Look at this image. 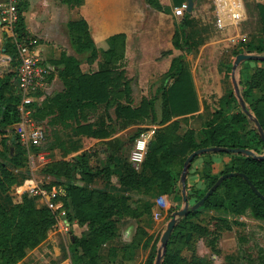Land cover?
Listing matches in <instances>:
<instances>
[{
	"label": "trees",
	"instance_id": "obj_1",
	"mask_svg": "<svg viewBox=\"0 0 264 264\" xmlns=\"http://www.w3.org/2000/svg\"><path fill=\"white\" fill-rule=\"evenodd\" d=\"M186 0H173L175 7L181 6ZM73 9L82 5L83 0H61ZM160 12L167 13L159 0H146ZM19 19L15 31L19 40H26L29 36L26 31L24 11L26 5L19 3ZM264 35V4L257 5ZM176 30L173 37V47L185 54H194L199 49V43L194 40L191 31L189 16ZM70 43L78 56H84L88 64H93L99 57V52L92 39L88 23L83 18L72 20L67 24ZM124 35H116L109 39L110 49L104 53L107 62H103L99 71L83 73L81 63L77 57L62 54L60 60L54 64L59 67V78L65 85V90L49 97L41 106L35 105V119L43 120L50 115H56L61 122L77 121V134L89 138H108L111 132L105 131L95 122L80 123L81 112L95 110L105 105V112L115 107L116 121L122 129L133 125H140L151 119L159 126L151 142L144 163L138 169L124 155L126 144L115 139L108 143V158L103 167L94 169L90 164V157L84 153L78 154L71 160H61L46 165L41 173L56 177L57 181L44 187L55 194L51 203L63 204L67 221L77 222L85 231L81 236L72 234L68 250L63 249L62 259L71 257L73 264H102L101 253L105 245L118 235V223L125 218L139 219L150 213L149 207L140 201H131L130 198L97 192L74 184L75 181L92 183L100 176H108L110 172L118 173L120 188L128 192H140L150 196L154 189L159 190L165 201L172 199L178 192H182L181 174L184 163L189 155L199 149L225 147L246 148L255 152L256 156L264 155V141L256 126L251 123L244 113H235L231 110L239 105L234 88L221 99V105L228 106L215 111L213 117L200 124L198 129L189 127V120L202 119L193 115L199 110V102L193 83L192 75L185 61V56L174 58L166 75V80L172 81L159 89L161 92L160 120L156 113V99L144 100L139 107H133L132 88L126 71L111 66L112 58H124ZM10 57V66L13 68L8 74L0 77V135L2 136L0 157V264H18L25 259L29 250L43 244L50 230L58 222V212L52 209L37 208L36 197L25 193L22 202L18 204L3 203L1 193L8 191L17 183L14 173L7 167L11 163L16 168L26 167L24 156L26 149L18 139L12 142V130L20 120L18 107L21 102L17 85V48L10 39H6V52ZM165 52L162 56H167ZM240 54H253L264 57V40L253 38L249 42H241L233 51L236 58ZM261 64V65H258ZM245 70L237 71L239 87L249 111L256 117L264 130V109L254 106L257 90L264 96V60L243 62ZM232 65L224 66L225 77L231 78ZM253 69V73L251 72ZM180 117V118H179ZM174 118H178L173 120ZM249 129V126L251 127ZM103 125V124H100ZM143 129L137 127L132 131L128 143L134 146L142 135ZM14 153H11V147ZM65 156L70 152H77L78 148H65ZM9 154V156H7ZM215 155L229 156L230 164L219 175L213 174L212 159ZM206 158L203 170V184L186 186L187 197L191 205L199 202L215 185L218 179L227 173H239L248 177L257 191L264 196V159L255 156H246L235 153L209 152L195 158ZM192 163V164H193ZM191 169V167H190ZM63 180H66L64 182ZM203 210H213L225 216L219 217L224 231H232L233 225L243 226L244 223L235 220L232 223L228 216L252 218L264 221V200L252 189L244 177L235 176L222 182L217 191L204 205L191 212L181 222L191 221L198 217ZM192 224L191 226H193ZM193 228L201 234L204 230L195 224ZM177 230V228L175 229ZM174 233V232H173ZM162 264H213L205 257L194 255L192 261L185 262L181 251L170 249ZM247 239L240 238L241 259H229L227 264H264V249L256 244L246 245ZM156 246V245H155ZM152 249L148 264H155L158 249ZM110 255L116 257V249H109ZM118 264V263H117ZM123 264V263H119Z\"/></svg>",
	"mask_w": 264,
	"mask_h": 264
},
{
	"label": "crops",
	"instance_id": "obj_2",
	"mask_svg": "<svg viewBox=\"0 0 264 264\" xmlns=\"http://www.w3.org/2000/svg\"><path fill=\"white\" fill-rule=\"evenodd\" d=\"M5 1L6 0H0V3H3ZM128 1L129 0H83L82 5L75 9L67 4H63L61 0H19V3H24L26 5V9L24 11L26 31L28 36H32L38 39L36 52L41 62L56 66L54 63L60 60L62 54H67L68 56H74L82 60L80 67L83 73H92L99 71L100 66H102L103 62L105 63L108 61L107 58H104V53L110 49L109 39L113 36L124 35L125 37L124 58L122 62L123 65H120V67L122 66L123 70H129L130 67L134 65L133 61L135 63H138L137 67H144L141 63H139L137 57H134L135 55L139 56L141 53H144L146 55L149 54L148 52H153L154 55L157 54L159 50H162V46L167 45L168 37L170 38L171 43L176 30L172 33V35L168 33L169 31L172 32V28L167 18L159 15L158 12L153 13L146 10L147 5L144 3V0H140L141 5H135L131 9L127 7L126 3ZM160 17H162L163 19ZM78 18H83L88 23L92 39L99 52V57L93 64H88L84 56H78L70 43L67 24L70 21L76 20ZM153 18L158 25L159 20L161 19L162 24L159 26L156 25V27L152 28L148 27L150 25H146V23L148 22L147 24H151ZM6 39L7 35L0 25V62L5 60L10 61V57L5 53ZM148 39L153 41L152 49H150L149 51H147V48H145L144 46L146 40ZM173 49L176 50L174 47ZM165 52H170L172 54V50L164 51L163 53ZM191 55L193 54L188 55L183 53L179 56H185V61L188 65L186 58L191 57ZM179 56L177 55L174 58H177ZM173 59L170 61L169 68L164 74V78L166 77L171 67ZM118 62L119 60L114 59L113 57L112 63L110 65L114 66V64ZM86 68H91V71H86ZM188 68L193 78V83L199 102L198 112L193 115H189L188 117L195 116V118H197L199 115L202 116L204 107L199 99L192 70L190 69V67ZM59 71L60 70L58 67V70L56 72H53V74L51 75L52 79H50V88L52 96L65 90V85L59 78ZM129 80L132 88L133 102V81L130 78ZM164 81L165 79H163V83ZM163 83L157 89L155 95L148 98V100L155 98L156 102L157 100L162 101V95L159 89L162 87ZM168 83L171 85L172 81L169 82V80H166L165 85ZM105 111V105H100L93 111L87 110L83 112V114L81 112H79V114L81 120L80 123L85 124V121H88V123H94L95 121V123L98 126H101L102 129L111 132V136L108 138L96 139L89 138L84 135H78L76 131V120L61 122L59 119H57L56 115H50L43 119V121L47 123V136L52 128L54 130H58V133L56 134L57 136L55 138L57 144L54 146V149L58 151L63 150L64 156L62 155L61 157V154L55 155V157L60 156L55 159L56 162L61 160H71L73 157L81 153L89 155V153H91L92 151L88 146L85 145L84 140L91 139L94 141L93 144L97 148L96 151L101 162V164L99 165L100 167L95 168L98 169L103 167L104 162L109 156L107 145L110 141L119 139L123 141L127 146L128 142L125 140L128 137V133L132 130H135L137 127L150 129L153 126H156L159 128L157 124L151 122L143 123L140 125H133L126 129L118 131L116 130L115 124H113V121H116L115 107L111 108L108 112ZM161 112H159L156 107V113L159 120L162 114ZM93 115L94 118H91L93 117ZM176 119L178 118H174L173 120ZM191 122L192 118L189 120L190 124ZM190 127H192V125ZM123 136H125L126 138H123ZM1 141L2 136L0 135V149ZM71 147L78 148V151H72L67 156H65L64 149H69ZM212 159L214 161V164L212 166L213 174H218L229 162V159L227 157L221 155H215L212 157ZM7 167L14 173L15 177L17 178V183L8 190L10 193L8 201L11 204H18L22 202L23 193L21 186L25 180L29 179L28 177L30 175L32 177L35 176L41 182L43 180H49L50 182L57 181L56 177L52 175L42 174V176H38L37 167L33 168L32 166H26L24 168H16L11 163H7ZM137 168L139 169L140 166H137ZM63 181L66 182V180ZM74 184L86 187L97 192L125 196L130 198L131 201H140L145 203L149 207L150 213L143 215L139 219L125 218L120 220L122 224H125L122 226L121 237H116L115 239L110 241L109 244L104 246L101 253L102 264H148L151 251L156 245L159 235L160 219L157 220L155 218V215L159 213L157 210L160 209L162 203L165 202V200L161 198L159 190L154 189L150 196H145L140 192L123 191L120 188L118 173L114 172H110V175L108 176H100L96 178L92 183H84L78 181V183L74 182ZM49 199L37 198V208L41 209L47 207ZM60 211L64 212L62 208ZM208 211L218 213L213 210ZM219 217L223 216L219 215ZM59 225L60 227L57 224L58 229L55 225V227L50 230L47 240L39 247L33 250H29L25 259L18 264H50L51 260H55L56 264H73L70 255L60 261L63 249L66 248V250H68L69 245L68 247H64L62 242H59L56 237L53 236L54 229H57L61 234H65L66 227H78L80 232L76 233V235L81 236V234L85 231V228L81 227L77 222H73L70 224L67 219L62 221ZM226 233H228V231H226ZM124 246L129 248V254H126L123 251L122 248H125ZM110 248L116 249V257L110 255ZM49 252H52L51 255H53V257H50V255H48Z\"/></svg>",
	"mask_w": 264,
	"mask_h": 264
},
{
	"label": "rangeland",
	"instance_id": "obj_3",
	"mask_svg": "<svg viewBox=\"0 0 264 264\" xmlns=\"http://www.w3.org/2000/svg\"><path fill=\"white\" fill-rule=\"evenodd\" d=\"M159 1L167 13L160 12L154 6L147 4L146 0H144V3L147 5L146 10L153 13L158 12L159 15L168 19L172 28V32H168L170 35H172L175 30L179 29L182 26V23L187 19L186 17L189 16L188 19L191 22L189 25L191 31L194 33V40L199 43L198 52L191 55V57L186 58L188 62L187 66L190 67L194 76L200 102L204 107V112L201 116L202 119H192L191 124L188 123L189 127L192 125V127L198 129L200 124L213 117L216 110L221 108H224L227 111L229 110L228 106H223L220 102L222 97L226 96L229 91L234 88L232 79L225 77L224 66L233 64L235 60L233 51L241 42H249L253 38H262L264 40V35L262 34L263 28L257 8L258 4H264V0H186L185 3L187 2L191 4V11H187L182 17L176 16V7L173 4V0ZM126 4L127 7L131 9L135 5H141V1L129 0ZM171 22L173 26L171 25ZM147 23L146 25H150L148 27L152 28L156 27V25H161L162 20H159V25L154 18L151 21V24ZM172 41L173 38L170 43V38L168 37L167 45L162 46V50H159L155 55L153 52H148L149 54L146 55L144 53H141L139 56L135 55L134 57H137L139 63L144 67H137L138 63L133 61L134 65L131 66L129 70H125L127 72V77L133 81L134 107L140 106L144 100H148V98L155 95L157 89L163 83V79H166V77L164 78V74L169 68L170 61L175 56L183 54L182 52L173 49ZM144 46L147 48L146 50L149 51L152 49L153 41L150 39L146 40ZM168 50H172V54L161 56L164 51ZM122 62L123 59H120V61L115 64L116 67L122 69V66L120 67V65H123ZM12 69L9 60L0 62V77L8 74ZM241 69L243 71L245 70L244 65L242 64L239 67V70ZM253 69L254 68H251L252 73ZM86 71H91V68H86ZM237 74L236 78H238ZM237 81H239V79H237ZM254 93L256 97L255 102L253 103L255 108L264 109V96L257 90H254ZM161 105V101L157 100L156 107L159 112H161ZM231 111L235 113H243L240 105H235L234 109ZM91 118H94V115ZM145 123H151V119L146 120ZM113 124H115L116 130H123L117 121H113ZM252 127L254 126H249V129ZM132 131L128 133V137L125 141L128 142ZM57 133L58 130L52 128L50 133H48L47 140L41 147L33 148L30 151L26 150L27 154L24 156L26 166H32L33 168L37 167L38 176H42L41 169L43 167L56 162L55 159L60 157H55V155L61 154V157L62 155L64 156L63 150L58 151L54 149V146L57 144L55 140ZM123 138L126 137L123 136ZM84 143L92 151V154L88 152L89 157L91 158V165L94 169L100 167L99 165L101 162L96 151L97 148L93 144L94 141L91 139H85ZM127 146L124 150V155L130 161V154L133 146L129 143ZM7 156H9V154H7ZM224 157H227L229 162L218 174L215 175H219L230 164L231 158L229 156ZM0 159L2 161L4 160L2 157H0ZM205 161V157H199L191 165L186 180L189 188H192L194 185L200 184L201 186L203 184V170L206 166ZM28 178H35V180L42 186L51 183L49 180H43L41 182L38 178L35 176L32 177L31 175ZM75 182L78 183V181ZM55 192L56 189L54 188L52 193H50V201ZM9 194V191L1 193L3 203H10L8 201L10 197ZM181 209H183V195L182 192H178L171 200L163 202L161 208L157 210L161 215L159 220V235L155 246L157 249L161 246L162 236L166 231L168 223L172 219L173 213L180 211ZM219 215L225 216L222 213L203 210L198 217L191 221L181 222L183 220H179L176 226L177 230H174L173 233L174 238L172 239L170 249L172 251H181L185 262H190L194 255H199L210 259L213 264H227L229 259H233L234 261L236 259H241L242 251L240 250V238L247 239V246L256 244L264 249V221L256 220L251 216H228L231 223L235 220H239L243 222L244 225H233V230L226 233V231L223 230L222 223L218 219ZM57 218V224L60 227L59 224L66 219V215L64 212L58 211ZM120 222L121 221L118 223V238L121 237L122 226L125 225ZM192 224L200 225L204 231L199 234L193 228L194 225L191 226ZM57 229H54L53 236L56 237L59 242H62L64 247H68L70 244L72 234L76 235V233L80 232L78 227L74 226L69 227L68 231H65V234H61ZM122 249L126 254H129V248L125 247ZM51 254L52 252L48 253L50 257H53ZM62 257L63 253L60 257V261L63 260ZM50 264H56V261L51 260Z\"/></svg>",
	"mask_w": 264,
	"mask_h": 264
},
{
	"label": "built area",
	"instance_id": "obj_4",
	"mask_svg": "<svg viewBox=\"0 0 264 264\" xmlns=\"http://www.w3.org/2000/svg\"><path fill=\"white\" fill-rule=\"evenodd\" d=\"M19 0H6L0 3V25L5 31L7 38L17 48V85L21 102L18 107L21 120L14 125L12 135L18 139L19 143L28 151L41 147L47 136V123L43 120L35 119V105L41 106L52 96L50 79L53 72L58 67L43 63L37 56L36 47L38 39L29 36L26 40L20 41L15 31L19 19ZM188 3H183L175 8L177 17H182L188 10ZM158 127L153 126L142 133L136 140L130 154V162L135 166H141L146 158L149 143L153 139ZM23 195L30 194L36 198L49 199L50 192L35 178L27 179L21 186ZM62 204L51 203L49 200L47 207L55 212L62 208ZM155 218L160 219L157 213ZM68 231V227L65 228Z\"/></svg>",
	"mask_w": 264,
	"mask_h": 264
},
{
	"label": "water",
	"instance_id": "obj_5",
	"mask_svg": "<svg viewBox=\"0 0 264 264\" xmlns=\"http://www.w3.org/2000/svg\"><path fill=\"white\" fill-rule=\"evenodd\" d=\"M189 7H188V12L191 11V4L188 3ZM264 57L258 56V55H253V54H240L238 55L234 62H233V68H232V74H231V79H232V84L235 90V94L237 96L239 105L243 111V113L248 116L249 120L255 124L262 140L264 141V130L261 126V124L259 123L258 119L256 117L253 116V114L249 111L247 104L243 98V96L241 95V90L239 87V82L237 81L236 78V74L237 71L239 70V67L241 66V64L243 62L246 61H263ZM15 140V137H12V142ZM14 147H11V153H14ZM209 152H214V153H235V154H243L246 156H255L259 159H264V155L261 156H256L255 152L246 148H225V147H213V148H206V149H199L195 152H193L191 155H189L184 163V167H183V171L181 174V184H182V195H183V209H181L180 211H176L173 213L172 215V219L170 220V222L167 225L166 231L164 232L162 239H161V246L158 249V256H157V260L155 262V264H162L163 263V258L165 257V255L167 254L168 251V245L169 242L171 240L172 234L179 222L180 219L187 217L191 212L196 211L198 209H200L204 203L206 202V200H208L216 191L217 189L220 187V185L222 184V182L228 178L231 177H235V176H241L244 177L247 182L251 185L252 189L264 200V196L261 195L256 187L251 183V181L248 179L247 176H245L244 174H239V173H227L222 175L218 181L215 183V185L208 191V193L196 204L191 205L189 203L188 197H187V176L188 173L190 171V167L193 163V161L195 160L196 157L201 156L205 153H209Z\"/></svg>",
	"mask_w": 264,
	"mask_h": 264
}]
</instances>
